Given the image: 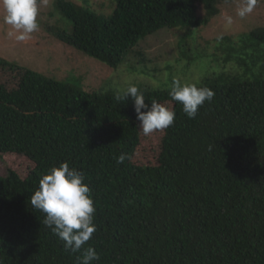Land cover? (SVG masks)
<instances>
[{
	"label": "trees",
	"instance_id": "16d2710c",
	"mask_svg": "<svg viewBox=\"0 0 264 264\" xmlns=\"http://www.w3.org/2000/svg\"><path fill=\"white\" fill-rule=\"evenodd\" d=\"M233 1L112 0L99 12L86 0H56L68 25L47 30L118 67L147 36L206 26ZM248 38L240 51L263 52L264 28ZM237 64L240 75L196 84L215 95L195 119L172 89H140L149 106L156 100L175 112L173 126L144 136L130 97L118 101L120 93L87 91L0 56V155L32 163L24 176L10 168L0 177V264H80L88 246L100 256L92 264H264V76ZM148 138L154 144L145 147ZM63 162L84 173L96 208V231L76 253L30 203L41 177Z\"/></svg>",
	"mask_w": 264,
	"mask_h": 264
},
{
	"label": "rangeland",
	"instance_id": "374dc122",
	"mask_svg": "<svg viewBox=\"0 0 264 264\" xmlns=\"http://www.w3.org/2000/svg\"><path fill=\"white\" fill-rule=\"evenodd\" d=\"M55 1L38 2L39 28L24 41L16 39L18 33L3 22L0 10L1 57L59 80H73L87 91L120 94L132 85L138 90H162L172 89L176 81L182 85L198 84L222 72L240 75L245 67H239L238 60L251 67L252 73L264 76L263 59L259 55L264 53V45L261 53L251 49L240 51L245 44L243 40L249 43L248 35L254 29L264 28V0H257L253 12L243 18L237 14L243 0H234L231 4L221 5L219 15L201 28L161 29L126 53L118 67H110L74 49L47 30L51 26L68 25L56 9ZM86 1L99 12H109L113 5L112 0ZM197 14L203 15L201 5ZM137 52L144 54V60ZM150 143L154 144L152 138H148L145 147ZM31 166L32 163L24 158L0 155V177H7L10 168L17 169L24 176Z\"/></svg>",
	"mask_w": 264,
	"mask_h": 264
},
{
	"label": "clouds",
	"instance_id": "9594fccd",
	"mask_svg": "<svg viewBox=\"0 0 264 264\" xmlns=\"http://www.w3.org/2000/svg\"><path fill=\"white\" fill-rule=\"evenodd\" d=\"M256 3L257 0H243L237 14L243 18L252 13ZM0 10L3 12V22L18 33L17 40L29 39L39 28L38 0H0ZM228 22H231V17ZM169 94L173 101L182 105L189 119H195L199 108L206 101L212 102L215 95L210 88L196 84L182 85L179 81L174 82ZM129 97L133 101L139 130L144 136L173 126L175 112L170 108L156 100H152L149 106L145 103L144 94L134 85L117 95L116 99L126 101ZM126 158L122 153L117 157V163H123ZM84 180L83 172L63 162L41 177L38 189L30 197L32 207L44 214L43 224L63 242L65 251L71 253L79 252L96 231V208L90 195L91 189ZM99 260L98 252L88 246L80 264H92Z\"/></svg>",
	"mask_w": 264,
	"mask_h": 264
}]
</instances>
